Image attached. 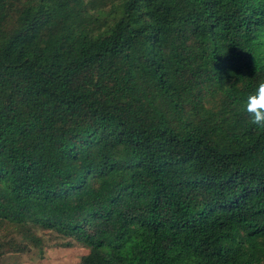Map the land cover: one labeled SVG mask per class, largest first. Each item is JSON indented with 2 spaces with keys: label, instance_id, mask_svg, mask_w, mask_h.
I'll return each mask as SVG.
<instances>
[{
  "label": "trees",
  "instance_id": "obj_1",
  "mask_svg": "<svg viewBox=\"0 0 264 264\" xmlns=\"http://www.w3.org/2000/svg\"><path fill=\"white\" fill-rule=\"evenodd\" d=\"M260 82L264 0H0V260L264 264Z\"/></svg>",
  "mask_w": 264,
  "mask_h": 264
},
{
  "label": "rangeland",
  "instance_id": "obj_2",
  "mask_svg": "<svg viewBox=\"0 0 264 264\" xmlns=\"http://www.w3.org/2000/svg\"><path fill=\"white\" fill-rule=\"evenodd\" d=\"M3 232H0L2 239ZM44 242V252L39 254L38 247L30 244V251L20 254H5L0 264H80L86 250L73 238H65L54 231L37 230ZM22 240V236L13 232L12 236ZM71 242L70 246L66 243ZM29 244V243H28Z\"/></svg>",
  "mask_w": 264,
  "mask_h": 264
},
{
  "label": "clouds",
  "instance_id": "obj_3",
  "mask_svg": "<svg viewBox=\"0 0 264 264\" xmlns=\"http://www.w3.org/2000/svg\"><path fill=\"white\" fill-rule=\"evenodd\" d=\"M245 111L250 114L253 124L264 127V82H260L255 93L248 96Z\"/></svg>",
  "mask_w": 264,
  "mask_h": 264
}]
</instances>
